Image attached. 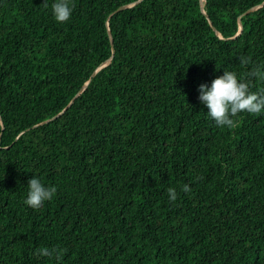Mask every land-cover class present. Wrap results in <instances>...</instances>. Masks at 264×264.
<instances>
[{"label":"trees","instance_id":"1","mask_svg":"<svg viewBox=\"0 0 264 264\" xmlns=\"http://www.w3.org/2000/svg\"><path fill=\"white\" fill-rule=\"evenodd\" d=\"M54 2L0 0V264H264V113L221 129L198 99L264 70V0Z\"/></svg>","mask_w":264,"mask_h":264},{"label":"clouds","instance_id":"2","mask_svg":"<svg viewBox=\"0 0 264 264\" xmlns=\"http://www.w3.org/2000/svg\"><path fill=\"white\" fill-rule=\"evenodd\" d=\"M43 6L48 7L47 0ZM55 20L58 23L69 21L73 5L72 0H55L51 5ZM242 67L251 63L250 57H239ZM252 79L264 80V70L253 68L245 76L238 77L236 72L223 71V75L211 82V86L202 84L198 88L200 93L198 99L207 109V116L215 122L218 128L236 129L240 126L239 116L241 113L259 115L264 113V93L257 94L250 91ZM181 191L189 193L188 185H183ZM55 187H45L40 179L33 176L28 181V193L24 203L33 210H40L45 202L51 201L55 196ZM167 194L170 203H174L178 198L175 188L169 187ZM37 255L44 257L56 256L57 260L62 258L61 250L40 248Z\"/></svg>","mask_w":264,"mask_h":264},{"label":"water","instance_id":"3","mask_svg":"<svg viewBox=\"0 0 264 264\" xmlns=\"http://www.w3.org/2000/svg\"><path fill=\"white\" fill-rule=\"evenodd\" d=\"M203 6V5H202ZM125 7H121L120 9H124ZM239 30H240V24H239ZM214 31H215V29H214ZM104 66V64L102 65V67ZM84 88V87H83ZM78 95H76V97H77ZM75 97V98H76ZM73 102H74V99H72L70 102H69V104L67 105V108L68 107H70L72 104H73Z\"/></svg>","mask_w":264,"mask_h":264}]
</instances>
